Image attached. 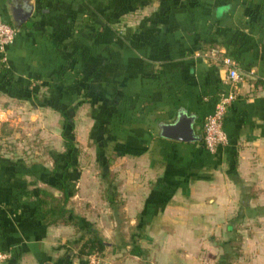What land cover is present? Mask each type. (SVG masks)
I'll list each match as a JSON object with an SVG mask.
<instances>
[{
	"label": "crops",
	"instance_id": "0c3cea01",
	"mask_svg": "<svg viewBox=\"0 0 264 264\" xmlns=\"http://www.w3.org/2000/svg\"><path fill=\"white\" fill-rule=\"evenodd\" d=\"M140 3L0 0L17 29L0 101L59 119L49 155L64 151L61 111L71 115L78 169L65 208L106 243L103 264H264V0ZM222 53L244 79L223 119L227 144L212 153L202 122L228 90ZM179 113L193 117V140L161 135ZM22 180L24 204L36 187L62 196ZM14 192L0 185V264H87L85 229L11 213Z\"/></svg>",
	"mask_w": 264,
	"mask_h": 264
},
{
	"label": "trees",
	"instance_id": "16d2710c",
	"mask_svg": "<svg viewBox=\"0 0 264 264\" xmlns=\"http://www.w3.org/2000/svg\"><path fill=\"white\" fill-rule=\"evenodd\" d=\"M140 1L142 0H137L139 5L141 4ZM0 68L2 70L6 69L1 65ZM61 112L63 116L61 136L64 143V151L52 152L54 162L52 168L50 169L35 163L26 164L22 159H11L0 156V180H2L0 185H7L15 190L12 195V201L8 204L11 213H16L20 207L22 212L30 213L31 217L28 220L46 219L48 223H56L61 220L72 223L78 229H85L90 234L88 239L82 243L80 253L88 254L96 252L100 254L106 243L97 235L92 223L65 208V203L74 191L73 187L68 183V178L74 177L77 172L79 149L73 134L71 115L67 114V111ZM24 175H32L56 187L62 193L61 198L57 200L46 193L45 190L36 187L34 192H41V196L38 197L35 205L32 206L30 203L24 204V202H20L21 196L26 194L23 191L24 180L22 179ZM28 193L33 195V190Z\"/></svg>",
	"mask_w": 264,
	"mask_h": 264
},
{
	"label": "rangeland",
	"instance_id": "374dc122",
	"mask_svg": "<svg viewBox=\"0 0 264 264\" xmlns=\"http://www.w3.org/2000/svg\"><path fill=\"white\" fill-rule=\"evenodd\" d=\"M28 107L14 100L0 101V156L48 165L53 159L49 150L61 148L60 121ZM86 152L81 156L87 162Z\"/></svg>",
	"mask_w": 264,
	"mask_h": 264
},
{
	"label": "built area",
	"instance_id": "2783aa9c",
	"mask_svg": "<svg viewBox=\"0 0 264 264\" xmlns=\"http://www.w3.org/2000/svg\"><path fill=\"white\" fill-rule=\"evenodd\" d=\"M17 29L3 20L0 15V65L8 66L7 48L13 42ZM220 51L213 47L209 50V55L215 59ZM219 61L226 67V84L228 90L220 94L216 100L213 111L206 115L202 122V144L203 147L212 153H215L218 148L227 144L228 138L223 129V119L228 106L236 99L238 87L243 81V75L238 71L235 61L229 56L222 53ZM264 82V80H263ZM5 254L0 253V259H3ZM87 264H103L98 253L92 252L86 255Z\"/></svg>",
	"mask_w": 264,
	"mask_h": 264
},
{
	"label": "water",
	"instance_id": "95a60500",
	"mask_svg": "<svg viewBox=\"0 0 264 264\" xmlns=\"http://www.w3.org/2000/svg\"><path fill=\"white\" fill-rule=\"evenodd\" d=\"M29 14L27 11L26 16ZM193 117L179 113L172 121L160 124L161 135L176 140H193Z\"/></svg>",
	"mask_w": 264,
	"mask_h": 264
}]
</instances>
